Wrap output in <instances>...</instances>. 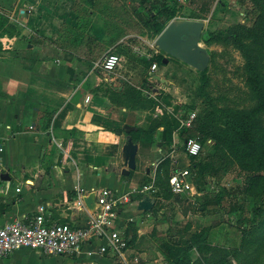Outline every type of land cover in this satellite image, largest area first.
<instances>
[{"label": "crops", "instance_id": "crops-1", "mask_svg": "<svg viewBox=\"0 0 264 264\" xmlns=\"http://www.w3.org/2000/svg\"><path fill=\"white\" fill-rule=\"evenodd\" d=\"M131 2L0 0V13L12 25L0 31V225L44 211L47 222L83 226L90 209L77 208L80 195L139 186V169L129 179L122 177L126 133L117 129L127 123L147 129L151 114L144 109L129 113L130 108L112 101L126 81L132 83L123 68L136 54L134 39L141 38ZM111 51L123 56L115 71L101 66ZM154 77V89L170 82L161 74ZM189 162V155H181L177 167L183 171ZM2 173L10 179H2ZM138 201L124 204L117 219L119 229L129 231V240L136 244L146 218ZM134 209L140 220L125 218L124 210L132 214ZM125 221L135 222L136 230ZM101 242H84L80 253L72 255L81 258L76 264H113L108 254L96 251L90 257L84 252L86 245H96L97 250ZM131 242L130 252L144 260L146 253ZM29 254L48 257L39 249L21 248L1 258L0 264H24L22 256Z\"/></svg>", "mask_w": 264, "mask_h": 264}, {"label": "rangeland", "instance_id": "rangeland-1", "mask_svg": "<svg viewBox=\"0 0 264 264\" xmlns=\"http://www.w3.org/2000/svg\"><path fill=\"white\" fill-rule=\"evenodd\" d=\"M178 1L176 17L202 15L199 19L205 20V27L210 30L227 29L237 24L252 27L258 13L257 6L251 0ZM140 2L132 0L130 4L138 7L137 11L141 12L144 4ZM151 3L158 5L156 0ZM203 8L208 11L204 12ZM136 32L141 36L134 39L138 48L133 59L125 64L123 72L128 75L131 84L142 86L144 94L152 100L151 105L145 104L150 108L144 109L151 114V120L170 117L176 119L178 125L174 131L172 147L163 145L164 140L160 134L156 135L153 143L146 141L144 134L140 135L137 167L143 178L149 168L148 174L152 176L144 181L155 180L162 204L154 215L146 216L147 212H144L146 218L141 225L143 236L138 244L133 240L131 246L132 243L136 244L135 247L146 253L142 264H167L165 246L168 242L182 244L184 247L191 243L195 233L201 231L211 248L203 252L193 248L192 264H210L209 259L212 264H264V224L261 229H255L256 224L250 221L259 199L264 197V109L259 106L260 98L253 88L246 58L230 43L207 44L202 41L213 55L207 68L209 83L205 86L201 72L191 66L172 57H168L167 63L152 59L154 54H165L154 45L157 36L153 37L150 29L140 21ZM256 47L261 52L259 71L264 85V40L256 44ZM154 74L168 78L169 84L154 91L158 87ZM127 108H130L129 113L143 110L133 106ZM193 112H196L197 117L191 126H186L183 120ZM225 116L230 117L228 121H233L238 127L235 137H243L241 140L246 142L244 145L249 149L247 152H244V148L237 151L235 145L232 151L215 148L216 138L211 133L227 125ZM205 125L207 129L202 134L199 127ZM199 135L202 136L203 146L200 155L207 171L205 175H200L189 162L185 170L193 168L192 172L187 173L191 189L186 193L175 194L171 191L168 178L163 176L162 170L157 172V169L166 159L176 167L171 174L180 172L177 167L180 156L187 158L184 154L185 139H199ZM152 147L154 154L151 155ZM138 195L132 193L131 201L138 199ZM234 201L242 206L241 215L230 212ZM204 204L206 208H203ZM135 209L132 214L127 213L128 209L124 210L125 218L130 219L131 216L135 221L140 220ZM125 223L130 229L136 230L135 222ZM83 250L90 257H94L97 251L96 245H86ZM212 251L214 254L211 256ZM22 258L24 264L81 262V258L74 256L45 257L29 254Z\"/></svg>", "mask_w": 264, "mask_h": 264}, {"label": "trees", "instance_id": "trees-1", "mask_svg": "<svg viewBox=\"0 0 264 264\" xmlns=\"http://www.w3.org/2000/svg\"><path fill=\"white\" fill-rule=\"evenodd\" d=\"M152 1L153 0H141L140 4H144L143 9L141 12L137 11L136 14L139 21L142 22L144 26L150 29V33L154 37L157 36L166 27V25L177 16L179 1L160 0V2H158L159 0H156L158 5H154L153 3H151ZM251 1H253V4L256 5L258 8L256 20L252 27L245 26L243 24H237L227 29H206V32L202 35V41L207 44L230 43L243 53L244 57L247 60V69L250 73V79L252 81L253 88L256 91L257 97L260 98L259 106L261 109H264V85L260 77L259 71L261 52L256 47V44L264 40V0ZM146 3L149 5H146ZM137 9V7H134L135 11ZM203 11L206 12L208 11V9L203 8ZM201 17L202 15H194L190 18ZM11 26L12 25L11 23H9L8 17L5 14L0 13V31H9ZM210 54L212 57V53ZM163 58L164 55L162 53L154 54L152 57V59H157L159 61H163ZM200 74H202L204 85H208L209 76L207 75V69L205 71H202ZM112 101L117 103L118 105L123 104L126 107L133 106L142 109H149L150 107L147 106L152 104V100L148 98L146 94H144L142 86L137 87L128 81H126L125 89L123 91H121L119 94H114L112 96ZM145 104H147V106H145ZM225 117L227 125L225 127L220 128L218 131H216V133H211L212 137L216 138L214 139L216 145L215 148L218 149L219 147H221L224 150L226 149L232 151L235 145L237 151L241 148H244V152H247L249 149L247 146L244 145V143L246 144V142H244V140H241V138L243 137H235V132L239 130L238 127L235 126L233 121H228L230 120V117ZM177 125L178 122L176 121V119L170 117H164V119L159 121L152 119L147 129H143L141 126L136 125L138 126V130L133 131L131 135L133 136L134 140H137L140 143V135L144 134L146 141L153 143L156 135L160 134V136L164 140L163 145L172 147L174 142V131L177 128ZM206 126L207 125H205V127H199V129L203 132L202 134H204V129H207ZM122 131H124L123 128L117 129V132L119 133H121ZM198 138L200 139V141H202L201 135H199ZM254 148H256V146ZM189 160L190 164H192V167L194 169H197L200 175H205L207 171V166H203L204 159L201 157V155H189ZM192 167L188 168L190 172L193 171ZM137 169L138 167L135 170ZM174 169L176 170V167H173L169 161H166V159H164L163 163L159 165L157 172H160V170H162L163 176H166L168 178L170 184V177L172 175L171 171ZM135 170H132L127 176L122 175V177L125 179L131 178ZM148 178H150V175H145L144 178L141 180L142 182L139 181L140 184L138 187H143L144 185L153 183L154 190L149 191L147 194H150L157 200L155 207L151 211L153 213H156L159 211L160 205L162 204L158 195L159 188L156 185L155 180H153L152 182L144 181V179ZM145 194L146 193H139L138 199H141ZM202 206L203 208L207 207V205L205 204ZM230 212H238L240 215L243 213L242 206L239 204L238 201H234V203L231 205ZM253 212V219L250 221H252L253 224H256L255 229H261L263 227L262 225L264 224V197H261L259 199ZM126 233L129 234V231ZM130 242L131 241L129 240V245ZM195 247L198 248V250H200L201 252H203L206 248H211L208 247L206 237L204 236V234H202L201 231L199 233H195L191 243L187 244L184 247L182 246V244L168 242L165 246L166 259L168 260L167 264H192L191 250ZM215 249L218 250L217 248ZM213 254L214 251H212L211 256ZM208 262L212 264L211 259H209ZM142 263L143 261H140L139 264Z\"/></svg>", "mask_w": 264, "mask_h": 264}, {"label": "built area", "instance_id": "built-area-1", "mask_svg": "<svg viewBox=\"0 0 264 264\" xmlns=\"http://www.w3.org/2000/svg\"><path fill=\"white\" fill-rule=\"evenodd\" d=\"M122 63L123 56L111 51L104 56L101 66L107 71H115ZM196 115V112L191 113L183 123L191 126ZM202 148L197 138L185 140L187 155L198 156ZM183 171L175 172L170 177L171 190L175 194L186 193L191 189L187 173ZM151 190H154L153 183L127 191L111 188L98 191L95 210H90L89 218L83 226L68 222H47L44 211L29 220L16 217L0 225V259L21 248L39 249L47 256H72L80 253L84 242L100 240L102 242L97 251L101 255L111 256L113 264H139L140 257L130 252V238L119 229L117 219L123 205L131 201L132 193L147 194ZM76 205L79 209H89L82 195L78 197Z\"/></svg>", "mask_w": 264, "mask_h": 264}, {"label": "water", "instance_id": "water-1", "mask_svg": "<svg viewBox=\"0 0 264 264\" xmlns=\"http://www.w3.org/2000/svg\"><path fill=\"white\" fill-rule=\"evenodd\" d=\"M205 26L206 22L203 19L173 18L154 40V45L165 54L163 62L167 63L169 61L168 57H172L200 72L205 71L211 60L209 49L202 43V35L206 32ZM155 77L161 79L159 75H155ZM154 90L157 91L158 89ZM123 129L126 133V139L121 154L123 163L121 173L127 176L137 168L140 143L134 140L131 135L133 131L138 130V126L127 123L123 126ZM149 172L148 168L147 173ZM183 172L189 173L190 170L186 169ZM1 177L4 180L10 179L7 173H2ZM84 201L90 210H95L96 193H89L84 197ZM156 202L155 197L145 194L138 201V209L151 212Z\"/></svg>", "mask_w": 264, "mask_h": 264}]
</instances>
